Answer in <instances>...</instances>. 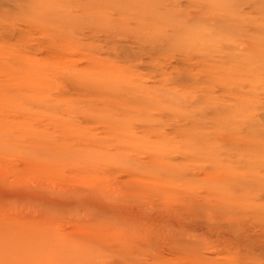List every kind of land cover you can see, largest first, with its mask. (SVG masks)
<instances>
[{
	"label": "rangeland",
	"instance_id": "obj_1",
	"mask_svg": "<svg viewBox=\"0 0 264 264\" xmlns=\"http://www.w3.org/2000/svg\"><path fill=\"white\" fill-rule=\"evenodd\" d=\"M0 264H264V0H0Z\"/></svg>",
	"mask_w": 264,
	"mask_h": 264
}]
</instances>
